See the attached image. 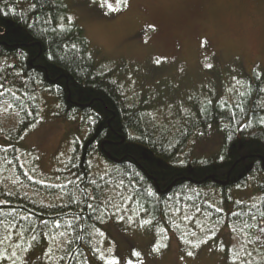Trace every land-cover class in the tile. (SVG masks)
<instances>
[{
  "label": "trees",
  "instance_id": "trees-1",
  "mask_svg": "<svg viewBox=\"0 0 264 264\" xmlns=\"http://www.w3.org/2000/svg\"><path fill=\"white\" fill-rule=\"evenodd\" d=\"M99 52L65 0H0V104L18 115L14 126L0 123V264L33 253L40 264H91L85 249L98 256L94 232L117 209L125 217L136 209L138 221L188 240L170 213L167 219L186 207L197 233L203 219L241 228L255 252L246 259L264 264V70L243 71L229 90L225 77L220 91L202 86L164 125L151 116L142 89L130 92L124 73ZM46 92L58 100L55 115L79 121L84 136L69 141L65 165L40 180L23 166L19 144L39 122ZM210 128L221 133L220 147L195 155L192 140ZM117 187L129 194L123 204L112 201ZM53 233L65 244L54 248Z\"/></svg>",
  "mask_w": 264,
  "mask_h": 264
},
{
  "label": "rangeland",
  "instance_id": "rangeland-1",
  "mask_svg": "<svg viewBox=\"0 0 264 264\" xmlns=\"http://www.w3.org/2000/svg\"><path fill=\"white\" fill-rule=\"evenodd\" d=\"M65 1L75 22L84 28L91 48L124 73L120 76L130 92L142 89L143 100L159 124H170L172 113L175 120L176 113L187 110L189 97L202 86L210 84L220 91V79L225 77L230 80L229 90L243 71L264 70V0ZM38 100L40 120L23 136L19 153L32 177L47 180L68 160L69 141L82 139L84 134L79 121L65 122L55 115L58 100L52 94L43 93ZM17 120L15 110L0 104V123L14 126ZM67 128L71 130L68 137ZM221 140V133L210 128L192 140L191 149L195 155H209L220 147ZM98 168H103L102 162ZM111 191L115 203L123 204L129 198L123 188ZM237 191L243 192L242 188ZM139 213L135 209L131 217H125L117 209L116 215L104 218L94 232L98 256L85 249L91 264H109L113 259L118 264H240L237 257L251 264L246 256L254 251H249L250 240L241 228L220 229L203 219L204 227L197 233L188 207L171 209L167 219L170 213L173 227L180 225L189 235L187 240L177 229L160 231L144 218L138 221ZM216 230L225 243L210 238ZM53 235L54 248L65 244L64 235ZM208 238L210 244H204ZM40 259V253H33L20 264H40Z\"/></svg>",
  "mask_w": 264,
  "mask_h": 264
},
{
  "label": "snow or ice",
  "instance_id": "snow-or-ice-1",
  "mask_svg": "<svg viewBox=\"0 0 264 264\" xmlns=\"http://www.w3.org/2000/svg\"><path fill=\"white\" fill-rule=\"evenodd\" d=\"M121 2H126V0H121ZM262 231H264V229H262ZM136 256H139V253H135ZM188 255H192V253H188ZM109 264H118V261H116L115 259L109 261Z\"/></svg>",
  "mask_w": 264,
  "mask_h": 264
}]
</instances>
